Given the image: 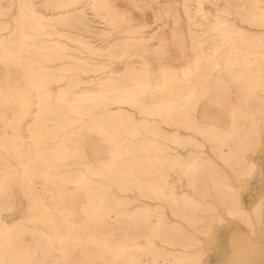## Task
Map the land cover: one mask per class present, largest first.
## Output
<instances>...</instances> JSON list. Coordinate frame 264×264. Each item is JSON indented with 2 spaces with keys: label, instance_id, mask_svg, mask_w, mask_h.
Listing matches in <instances>:
<instances>
[{
  "label": "bare ground",
  "instance_id": "bare-ground-1",
  "mask_svg": "<svg viewBox=\"0 0 264 264\" xmlns=\"http://www.w3.org/2000/svg\"><path fill=\"white\" fill-rule=\"evenodd\" d=\"M160 1L0 0V134L12 127L11 148L25 149L28 201L4 219L19 178L0 150V264H196L203 240L190 229L230 217L255 230L261 205L250 212L241 188L264 145V0H185L203 56L182 70L148 58L157 35L144 21L178 19ZM97 17L113 30L104 46L72 35ZM211 104L225 126L198 120Z\"/></svg>",
  "mask_w": 264,
  "mask_h": 264
},
{
  "label": "rangeland",
  "instance_id": "rangeland-1",
  "mask_svg": "<svg viewBox=\"0 0 264 264\" xmlns=\"http://www.w3.org/2000/svg\"><path fill=\"white\" fill-rule=\"evenodd\" d=\"M160 2L165 4V9H167L168 7L173 8L171 14L172 16L177 15L178 19L176 20L170 17H166L165 21H163L162 19H150L149 22L144 21V24H146V26L149 25L148 27L150 28V30L153 28V32L151 30L150 34H155V36L157 35V38L152 39L149 43L152 52L148 54V58L153 63L157 59H161L162 61H165V63H169L170 65L176 67L178 70L185 69L188 63H192L196 60V57L203 56V54L199 52V50H194L197 39L194 42V37L190 34V32L194 30L195 32H201L202 26H194L193 21L188 18L186 14V8L188 4L185 3V0H161ZM36 5L39 8L43 9L42 0H36ZM193 7L194 4H192L191 8ZM204 7L206 11L215 13L217 6L208 2L205 3ZM192 12H194V10H192ZM150 13H153V11L150 10ZM91 16L93 15L91 14ZM91 19L93 31L85 32L82 29L72 28V35L89 41L97 47H102L104 46L102 32L109 31V34H111L113 30H108V28L105 26V23H103V21L99 17ZM135 23L140 24L143 23V21L138 20ZM206 23L210 25L212 23V19L207 20ZM198 24H201V22L198 21ZM171 29H173V31ZM197 38L204 39L205 37L201 36ZM72 45L74 47H79L75 43ZM203 46L208 47L209 43L206 42ZM75 54L82 57L87 55L85 51L83 54L75 51ZM198 116V120L201 121L203 125L215 122L220 126H225L229 120V116L226 113V108L216 104H211V106H208V111L205 114L200 113ZM164 128L168 130L167 126H164ZM186 133V131L181 130V134L186 135ZM12 134V127L10 128V126L7 130V133L0 134V144L2 143L8 146V149L6 151H4L5 149L2 148H0V150H2V153L5 152V154H7L11 160H14L16 164L15 170L18 175L19 182L10 185L11 188L9 199L11 207L9 208V211L3 214V217L5 216L4 219H7L9 221H16L24 216L28 201L24 196V182L21 183V176H24L25 170V149L24 147L19 150H17L16 148H11ZM18 135L21 138L22 145L24 146L26 135L24 127L20 129ZM208 146L209 145H207L206 147L207 149ZM180 150L182 154H185L187 151L183 149ZM94 151L97 152L99 157L104 156L102 148H94ZM172 151L173 150L170 149L169 153H172ZM253 157L257 159L259 167L256 173L251 176L252 178L248 179L245 183L242 184L241 195L244 205L250 212H252L257 205H261L262 215L257 219H255V217L253 218L256 221L255 230L249 228L245 222L230 217H227V221L224 222L225 224L223 223L224 225L218 227L217 229H214L209 234L202 233L200 229H190L193 236L199 237L203 240L202 243L200 245H196L194 249V252L196 253H204V255L201 256V260H199V262H197L196 264H229L230 261L232 263L231 258L229 260H227L226 258L228 254L232 255L233 253L227 252L226 247V245H230L232 242H234L235 244L244 242L246 244L259 245L260 249H264V145L261 147V149L258 150L255 155H253ZM226 171L229 174H232L230 169H227ZM172 179L173 178H170V180ZM238 181L236 179L232 180L233 184L235 185L239 184ZM177 191L179 192L180 189H177ZM68 197L70 201L74 199V207L76 209V212L77 214H79V216H82L80 210V201L84 199L82 191L71 190ZM149 203L151 205L157 204L154 201H150ZM168 216L169 220L175 221V218L171 215L170 212H168ZM26 238L29 240V235H26ZM126 247L132 248V250L136 251V246L127 245ZM171 249V247H165V252ZM252 253L253 251L234 252L233 255H251ZM258 253V257H260V259H264V250H259L256 254ZM56 254L57 252L52 253L53 256ZM151 263L152 261L140 262V264ZM95 264H103V262L97 261Z\"/></svg>",
  "mask_w": 264,
  "mask_h": 264
},
{
  "label": "crops",
  "instance_id": "crops-1",
  "mask_svg": "<svg viewBox=\"0 0 264 264\" xmlns=\"http://www.w3.org/2000/svg\"><path fill=\"white\" fill-rule=\"evenodd\" d=\"M236 235H240V234H236ZM255 246V247H254ZM257 246V247H256ZM227 247V252H251L253 251V253L251 255H241V256H236V255H230L228 254L226 256L227 260H229L230 258L232 259L233 264H264V259H260V257H258V254H256L259 250H264V249H260L259 245H254V244H246L244 242H239L237 244L235 243H231L230 245H226ZM254 247V249H253ZM245 249V250H244ZM239 257V258H238ZM236 260V262H235ZM239 261V262H238ZM244 261V262H243ZM252 261V262H251ZM255 261V262H254Z\"/></svg>",
  "mask_w": 264,
  "mask_h": 264
}]
</instances>
